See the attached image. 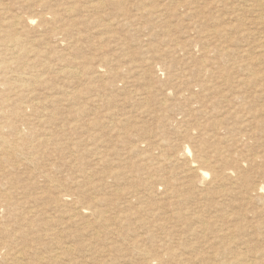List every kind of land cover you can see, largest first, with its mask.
<instances>
[{"label": "rangeland", "instance_id": "obj_1", "mask_svg": "<svg viewBox=\"0 0 264 264\" xmlns=\"http://www.w3.org/2000/svg\"><path fill=\"white\" fill-rule=\"evenodd\" d=\"M26 1L63 149L44 154L43 177L23 167L2 187L0 264H264V0ZM75 62L89 74L69 78ZM66 190L115 221H73Z\"/></svg>", "mask_w": 264, "mask_h": 264}, {"label": "bare ground", "instance_id": "obj_2", "mask_svg": "<svg viewBox=\"0 0 264 264\" xmlns=\"http://www.w3.org/2000/svg\"><path fill=\"white\" fill-rule=\"evenodd\" d=\"M99 1V0H98ZM103 1V0H102ZM164 1V0H161ZM194 1V0H193ZM212 1V0H211ZM224 0H213V4H221ZM26 0H21L17 8L13 7L10 0H0V204L9 205L10 200L13 199L12 192L2 190V187L10 182L14 185L17 182L15 172L22 170L23 167L28 168L32 175L37 177L44 176L43 174V156L49 152H58L63 149L62 138L57 134L49 136V124L55 125V116L52 113L43 111L42 107V86L45 82V75L43 72V49L41 48L38 38H34L33 34L38 33L37 28L33 25L30 17L26 15L23 10L27 5ZM48 1L39 0L40 4H46ZM85 2V1H84ZM151 2V1H150ZM170 2V1H169ZM168 2V3H169ZM175 2V1H174ZM190 2V1H189ZM17 3V2H16ZM70 3V2H69ZM72 3V2H71ZM88 3V2H87ZM95 3V2H94ZM99 3V2H98ZM105 3V2H104ZM153 3V2H151ZM161 3V2H160ZM171 3V2H170ZM197 3V2H196ZM122 4V1L121 3ZM156 5V2L154 3ZM153 4V5H154ZM159 4V3H158ZM149 5V3H148ZM261 5V4H260ZM86 6V5H85ZM127 6V5H126ZM167 6V5H166ZM196 6V5H195ZM220 6V5H219ZM112 7V5H111ZM145 13L148 16H153L160 11L159 6H144ZM168 7V6H167ZM197 7V6H196ZM195 7V8H196ZM27 8V6H26ZM66 8V7H65ZM64 8V9H65ZM68 9V8H67ZM95 10V8H94ZM236 10V9H235ZM24 11V12H23ZM64 11V10H63ZM71 11V10H70ZM136 11V10H135ZM257 18L260 23H264V14L257 9ZM81 13H84L80 11ZM96 12V11H95ZM98 12V10H97ZM62 13V12H61ZM70 13V12H69ZM90 13V12H89ZM60 13L54 12V16H59ZM159 14V13H158ZM30 15V14H29ZM68 15V14H67ZM87 15V14H86ZM69 16V15H68ZM139 16V15H138ZM88 17V16H87ZM45 18V17H44ZM153 18V17H152ZM32 19V18H31ZM103 19V18H102ZM52 20V18H51ZM100 20V19H99ZM104 21V20H103ZM99 22V21H98ZM101 22V21H100ZM121 27V26H120ZM79 28V27H78ZM209 28V27H208ZM80 29V28H79ZM68 30V29H67ZM42 31V30H41ZM164 31V30H163ZM65 35V33H64ZM38 36V35H37ZM222 37V36H221ZM47 43V42H46ZM46 46V45H45ZM48 50V49H47ZM47 56V55H46ZM246 56V55H245ZM83 57V56H82ZM48 59V58H47ZM264 60V59H263ZM260 62V61H259ZM86 63V62H85ZM81 62H75L74 68L65 70L69 78H81L89 71L83 69ZM85 66V65H84ZM230 66V65H229ZM245 66V65H244ZM66 67V66H65ZM87 70H90L86 65ZM236 67V66H235ZM45 68V67H44ZM245 68V67H244ZM66 69V68H65ZM216 69V68H215ZM64 70V67H63ZM204 73H208L207 67L202 68ZM250 70V69H249ZM252 70V69H251ZM256 71V70H255ZM254 71V72H255ZM104 75L101 69V64L96 67L94 71ZM108 72V70H107ZM164 72V71H163ZM106 73V72H105ZM109 73V72H108ZM239 73V72H238ZM98 74V73H97ZM242 74V73H241ZM245 74V73H243ZM226 75V74H225ZM243 76V75H242ZM200 77V76H199ZM226 77V76H225ZM258 79V78H257ZM207 80V78L205 79ZM226 80V79H225ZM259 80V79H258ZM258 83V81H254ZM253 82V83H254ZM67 83V82H66ZM255 83V84H256ZM264 86V84H262ZM203 87V85H202ZM236 89V88H235ZM76 91V90H75ZM188 93V92H187ZM261 93V91H260ZM264 95V94H263ZM223 98V97H222ZM234 100V99H233ZM165 104V102H163ZM47 107V106H46ZM247 110V109H246ZM264 111V110H263ZM76 113V112H75ZM257 115V114H256ZM259 116V114L257 115ZM222 118V117H221ZM247 120V119H246ZM252 120V119H251ZM47 125V126H46ZM73 126H75L73 124ZM173 126V125H172ZM69 128H72L70 126ZM74 128V127H73ZM72 128V130H73ZM224 128V127H223ZM78 130V129H77ZM203 130V129H202ZM246 133V132H245ZM190 135V133H189ZM252 137V134H251ZM191 139V137H190ZM238 141V139H236ZM231 144V143H230ZM248 144V143H247ZM233 145V144H232ZM241 147V146H239ZM164 149V148H163ZM203 150V149H202ZM213 150V149H212ZM241 151V150H240ZM186 152V151H185ZM184 153V152H183ZM198 153V152H197ZM76 154V153H75ZM167 154V153H166ZM173 154V153H172ZM170 153V155H172ZM74 155V154H73ZM197 154H195L196 157ZM215 155V154H214ZM213 155V157H214ZM201 156V155H200ZM216 156V155H215ZM56 157V155H55ZM164 157V156H163ZM172 157V156H171ZM204 157V156H203ZM170 158V157H169ZM177 158V157H176ZM191 158V157H189ZM215 158V157H214ZM164 159V158H163ZM179 159V158H178ZM185 159V158H184ZM183 159V160H184ZM225 158L221 159L222 161ZM148 160V159H147ZM162 160V159H161ZM160 160V161H161ZM170 160V159H166ZM188 160V158H187ZM192 160V159H191ZM196 160V159H195ZM72 161V160H71ZM145 161V160H144ZM164 162V160H162ZM181 161V160H180ZM203 164L210 162V158H200ZM220 161V160H219ZM225 161V160H224ZM70 162V161H69ZM176 163V160H174ZM197 161H194L196 163ZM152 163V162H151ZM155 163V162H154ZM198 163V162H197ZM215 163V162H214ZM255 163V162H254ZM258 163V161H257ZM67 165V164H66ZM171 165V164H170ZM168 165V166H170ZM177 165V164H176ZM205 165H209L205 164ZM192 166V165H191ZM190 166V167H191ZM210 166V165H209ZM219 166V165H218ZM241 166V165H240ZM152 167V166H150ZM181 167V166H180ZM189 167V168H190ZM198 167V166H197ZM221 168V166H219ZM160 168V167H159ZM162 168V166H161ZM201 168V167H200ZM217 168V169H220ZM237 168V167H236ZM154 169V167H153ZM192 169V167H191ZM158 170V168H157ZM197 170V169H193ZM201 171V170H200ZM206 171V170H205ZM202 174L206 175V172ZM232 171V170H231ZM242 171V170H241ZM203 172V171H202ZM174 173V172H172ZM177 173V172H176ZM200 173V172H199ZM225 173V172H224ZM232 173V172H231ZM236 173V171H235ZM227 174V173H226ZM230 174V173H229ZM174 175V174H172ZM232 175V174H231ZM238 174L236 173V176ZM54 176V175H53ZM110 177H113L109 175ZM226 176V175H225ZM235 176V180L237 179ZM87 177V176H86ZM201 177V176H200ZM227 177V176H226ZM231 177V176H230ZM88 178V177H87ZM86 179V178H85ZM231 179V178H230ZM233 179V178H232ZM50 180V179H49ZM162 180V179H161ZM222 180V179H221ZM239 180V179H238ZM236 180V181H238ZM32 181V180H31ZM51 182V181H50ZM54 182V181H53ZM235 182V181H234ZM159 183V182H157ZM161 183V182H160ZM159 183V184H160ZM205 183V182H204ZM210 184V183H209ZM236 184V183H234ZM245 184V183H244ZM147 185V184H146ZM238 185V183H237ZM242 185V183H241ZM56 186V185H55ZM156 186V185H155ZM246 186V185H245ZM256 186V185H255ZM50 187V186H49ZM165 187V186H164ZM214 187V186H213ZM239 187V186H238ZM244 187V186H243ZM82 188V187H81ZM8 189V188H7ZM253 189V188H252ZM118 190V189H117ZM116 190V191H117ZM138 190V189H137ZM168 190V189H167ZM239 190V189H238ZM259 195L263 196V188L255 187L254 189ZM115 191V192H116ZM178 193V192H177ZM247 193V191H246ZM255 193V192H254ZM21 194V193H20ZM25 194V193H24ZM179 194V193H178ZM184 194V193H183ZM151 195V194H149ZM60 203L68 206L72 213L69 216L73 221H78L80 213L84 209H90L92 214L102 217V221L114 222L115 220L109 218L104 210H100L97 206L80 205L76 206L79 198L76 197L70 190H66L60 195ZM59 196V197H60ZM156 196V195H155ZM181 196V195H180ZM70 197V198H69ZM15 198V197H14ZM249 198V197H248ZM17 199V198H16ZM133 202V201H132ZM136 203V202H135ZM41 204V203H40ZM81 204V203H80ZM1 205V206H2ZM139 205V204H138ZM164 205V204H163ZM180 205V204H179ZM36 206V205H35ZM105 206V205H104ZM119 207V206H118ZM24 208V207H23ZM76 208V209H75ZM69 209V210H70ZM76 211H73V210ZM144 209V208H143ZM174 209V208H173ZM171 211H174V210ZM142 212V211H141ZM144 213V211H143ZM177 213V212H176ZM263 214V213H262ZM82 216V215H81ZM118 216V215H117ZM1 217V216H0ZM49 217V216H48ZM50 218V217H49ZM48 218V219H49ZM115 218V217H114ZM195 218V217H194ZM52 220V218H50ZM203 219H201L202 221ZM57 221V220H56ZM55 221V222H56ZM54 222V223H55ZM57 223V222H56ZM93 223V222H91ZM206 229L210 228L209 222L205 223ZM57 225V224H56ZM82 225V224H81ZM262 225V224H261ZM59 226V225H58ZM83 226V225H82ZM113 223L106 226L107 230L113 231L111 227ZM3 227V226H2ZM53 227V226H52ZM60 227V226H59ZM75 227V226H74ZM77 227V226H76ZM54 228V227H53ZM56 228V227H55ZM54 228V229H55ZM73 228V227H72ZM166 228V227H165ZM51 229V228H50ZM49 229V230H50ZM57 229V228H56ZM263 229V228H262ZM46 232V231H45ZM98 232V231H96ZM100 232V231H99ZM114 232V231H113ZM55 234V233H54ZM98 235V233H96ZM100 235V234H99ZM164 235V234H163ZM56 237V235L54 236ZM88 237V236H87ZM94 237V236H93ZM93 241V240H92ZM71 242V241H70ZM121 242V241H120ZM237 242V241H236ZM245 242V241H244ZM51 243V242H50ZM84 243V242H83ZM89 243V242H87ZM107 243V242H106ZM246 243V242H245ZM59 244V243H58ZM70 244V243H69ZM74 244V243H73ZM5 246H9L4 242ZM102 245V244H101ZM109 246V245H108ZM56 247V246H55ZM61 247V246H60ZM151 247V246H150ZM1 248V247H0ZM31 248V247H30ZM146 249V248H145ZM58 250V249H57ZM53 250L52 258L55 260L67 257L73 253V247L70 245L63 246L58 251ZM250 250V249H249ZM248 250V251H249ZM10 251V250H9ZM18 251H21L20 249ZM51 251V250H50ZM89 251V250H88ZM252 251V250H250ZM254 251V250H253ZM32 252V251H31ZM156 252V251H155ZM227 252V251H226ZM145 255H150L149 251L143 252ZM170 253V252H169ZM167 253V254H169ZM220 253V252H219ZM223 253V252H222ZM245 253V252H244ZM31 254V253H30ZM38 254V253H37ZM87 254V253H86ZM109 254V253H108ZM120 254V253H119ZM163 254V253H162ZM217 254V253H216ZM248 254V253H247ZM250 254V253H249ZM252 254V253H251ZM250 254V257L252 256ZM5 255V254H4ZM17 255V254H16ZM22 255V254H21ZM44 255V254H43ZM260 255V254H258ZM257 255V256H258ZM143 256V255H141ZM167 256V255H165ZM172 260L175 258L174 254L169 255ZM232 256V255H231ZM21 257V256H20ZM104 257V256H103ZM211 258V256H209ZM213 257V256H212ZM253 257V256H252ZM147 258V257H146ZM151 258V257H150ZM217 258V257H216ZM245 258V257H244ZM243 258V259H244ZM43 259V258H42ZM52 259V260H53ZM219 259V258H218ZM7 260V259H6ZM13 260V259H12ZM19 260V259H18ZM148 260V259H147ZM154 260V259H153ZM162 261V259H159ZM167 260V259H166ZM247 261V259H245ZM250 260V259H249ZM23 261V259H22ZM42 261V260H41ZM65 261V260H64ZM68 261V260H67ZM184 261V260H183ZM227 261V260H226ZM240 261V260H239ZM251 261V260H250ZM147 262V261H145ZM236 262V261H235ZM27 263V262H26ZM23 263V264H26ZM232 263V262H231ZM3 264V263H1ZM14 264V263H13ZM18 264H21L20 262ZM46 264V263H45ZM90 264V263H89ZM101 264V263H100ZM163 264V263H162ZM168 264V263H167ZM226 264V262H225ZM235 264V263H232ZM238 264V263H237ZM254 264V263H253Z\"/></svg>", "mask_w": 264, "mask_h": 264}]
</instances>
